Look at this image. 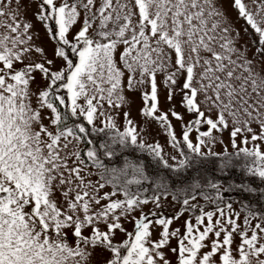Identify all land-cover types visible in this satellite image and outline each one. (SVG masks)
I'll return each mask as SVG.
<instances>
[{"label": "snow or ice", "instance_id": "6c2138e0", "mask_svg": "<svg viewBox=\"0 0 264 264\" xmlns=\"http://www.w3.org/2000/svg\"><path fill=\"white\" fill-rule=\"evenodd\" d=\"M129 92L176 154L129 111L117 124ZM233 170L247 183L225 187ZM231 191L264 199V0H0V264H264V205L241 221ZM169 196L177 215L143 212ZM184 212L195 223L170 230Z\"/></svg>", "mask_w": 264, "mask_h": 264}, {"label": "rangeland", "instance_id": "374dc122", "mask_svg": "<svg viewBox=\"0 0 264 264\" xmlns=\"http://www.w3.org/2000/svg\"><path fill=\"white\" fill-rule=\"evenodd\" d=\"M225 6L228 8L229 15L232 17V19L235 23V27L240 30L241 37H242L241 43L246 45V47L249 50L248 54L251 56L253 53L256 52V44L254 43V40L256 39V37H254L253 35H246L244 33L245 21L243 19L237 20L236 11L231 9L228 4H226ZM35 10H36V7H35V4L33 3L31 5V10L29 11V14H28L29 19L32 18V12ZM33 23L35 25V30L39 33L41 41H43L47 47V51H48L49 56H51L52 48L54 47V42H51L47 39L45 31H44L42 25L38 21L33 20ZM78 28H79V24L74 26V28L71 31L74 32ZM62 63H63L62 61L57 60V66H61ZM158 79H159V77H158ZM165 94H166V91L163 88V86L161 85V96H160L161 109L164 111H167V109L171 105H169L167 103V101L165 99ZM128 97H129V104L128 105L122 106L119 109L110 110L111 113L115 116L117 124L119 126H121V129H122L123 122H124L123 113L125 111H129L131 119H133L141 127H147L149 134L146 136V139L148 140V142H150V143L151 142H159L160 145L163 147L165 152L171 153V154H176V150L173 149L171 147V145L168 143V137H167L164 129L159 124H157L155 121H151L147 125H145L144 118L140 115V109L143 107V101L141 99L139 92H136V93L129 92ZM180 99H181V97L179 95H176V97L172 101V104L175 105L177 111L181 112L182 114H185L184 109H182L180 107ZM105 107H107V105H105ZM189 118H190V116L188 114H185V121H187ZM169 119L172 121V124L174 125L177 136L180 137L181 132H182L181 122L176 121L171 116H169ZM196 135H197L196 132H193L191 134V136L193 138ZM221 139H223L224 143L223 144L218 143L216 145V151H221L225 145H228V148L231 151L232 149H231V146H230L229 141H228V132L227 131L225 133H223ZM237 142L239 143V139L237 140ZM193 203H199L200 205L203 206V204H205V201L203 200V198L198 197V200L193 201ZM232 206H233L234 211L239 212L241 214V221H242L245 213H243L240 209H238L235 204H232ZM205 209L206 210H213V209L208 208L207 206L205 207ZM143 212L146 214L156 212V213H159L161 217H173V216H175L181 212V205L179 203L172 201L171 196H169L166 200L162 198L160 208H156L152 203H149L148 205L143 207ZM139 214H140L139 210H137V212L133 213V215H136V216H139ZM194 216L195 215L189 214V212H184L182 215L179 216L178 220L173 221V224L171 225L170 230L179 228L181 230V232L183 233L185 221L187 219L191 218L192 222L195 223ZM149 218L154 219V217H152L151 215L149 216ZM124 226L129 231H132L133 224L131 222L125 221ZM159 231H160V228H159V226H157L154 229V238H156V235ZM123 239H125V236L123 234H118L117 240L122 241ZM236 240H237V242H239V237H236ZM208 242H210V241H206V243H208ZM170 243H171L172 247L177 246V240L175 238H173L170 241ZM169 258L173 261V264H175V256L172 255L171 253H169Z\"/></svg>", "mask_w": 264, "mask_h": 264}, {"label": "trees", "instance_id": "16d2710c", "mask_svg": "<svg viewBox=\"0 0 264 264\" xmlns=\"http://www.w3.org/2000/svg\"><path fill=\"white\" fill-rule=\"evenodd\" d=\"M230 151V150H229ZM150 159V158H148ZM220 181L224 183V186L227 187L228 184L233 183V184H239L241 181H244L247 183L246 177L243 175L241 171L238 170H233L228 176H219L218 177ZM135 188V186H133ZM142 188L147 189L146 192L143 193L145 196H151L152 195V188L149 187V185L144 184L141 186ZM209 194H214V190H208ZM224 196V201L225 202H230L232 204H235L238 209H240L243 213H245V208L243 205L247 204L250 205L252 208L256 209L259 208L261 205H264V199L260 197V193H248L244 191H231V192H225L223 193ZM202 198V197H201ZM203 206H207L210 209H213L214 206L211 205L210 203L205 202ZM191 215H195L198 213L194 212H189Z\"/></svg>", "mask_w": 264, "mask_h": 264}]
</instances>
